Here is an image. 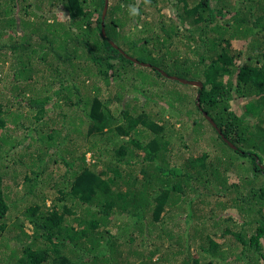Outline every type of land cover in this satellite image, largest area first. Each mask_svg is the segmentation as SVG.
<instances>
[{"label": "trees", "instance_id": "1", "mask_svg": "<svg viewBox=\"0 0 264 264\" xmlns=\"http://www.w3.org/2000/svg\"><path fill=\"white\" fill-rule=\"evenodd\" d=\"M104 6L0 0V264H264V0ZM151 72L186 110L131 105Z\"/></svg>", "mask_w": 264, "mask_h": 264}, {"label": "rangeland", "instance_id": "2", "mask_svg": "<svg viewBox=\"0 0 264 264\" xmlns=\"http://www.w3.org/2000/svg\"><path fill=\"white\" fill-rule=\"evenodd\" d=\"M150 75L155 76V79L152 78L151 81H150L151 84H153L155 82V80H156V76L157 75L155 73H153V72H151ZM172 83L173 82H171V81H167V83H165V85H162L161 87H159L158 84H153L151 86V91L152 92H149L147 95L149 96V98H154V100H146L144 97H139V95H138V97L140 99L139 103H135V102L132 101L131 105H136L135 107H138V106L141 107L142 105H145L144 108L146 109L147 113H149L152 117H155L156 116L155 114L159 113V114H163L164 116H166V118H168L169 113H170V108H171L170 105L172 104L171 101H175V100H179V102H181L180 108L183 109V110H186L187 106H186L184 101H186V99L189 97V95L191 93L190 92L179 93L176 90V86L174 85L175 83L174 84H172ZM131 84L132 83L130 82V85ZM123 94H126V95L135 94V95H137L133 90H130V91L125 92ZM156 94L157 95H164L165 94L167 97L165 99H163V100H159L158 97L156 96ZM127 97L128 96H126L125 100H122L123 104L126 103ZM168 99H170L171 101L168 100ZM192 106H193V104H192ZM192 106L190 108H192ZM175 107L177 108L176 105H175ZM112 108L115 109L114 112H115L116 115H118L117 111L121 108V105L117 106V104L116 105L113 104ZM193 110H192L193 111L192 115L198 116L197 114L194 113L195 109H193ZM187 116H188L187 114L183 115L181 117L182 121L183 120H187V118H188ZM206 130L207 131L205 132V134L201 136L202 140L200 142V150L203 149V150H208V151H216L217 149H215L213 147L214 146L213 143H212L213 141L211 140L212 134L209 131V128H206ZM191 137H192V126H189V127H187V134L185 135V138H187L188 145H193V140H192ZM231 149L234 150L233 148H231ZM87 158L88 159L90 158V154L87 155ZM233 165L238 168L239 164H234L233 163ZM230 172H232V171L230 170ZM231 176H233V179H231V182H233V183L237 182L238 178H237V171L236 170H234V173ZM205 188L206 187H202V189H200L199 193H207L209 188H213V192L214 191L216 192L215 186H211V187H209L206 190H205ZM231 188L234 189L233 186ZM213 192L210 191V193H213ZM221 192H223V191H221ZM239 193H234L233 191L229 190L227 195H225V198H222L221 195H217L216 198H214L212 203L210 204V206L208 208V213H209V209L211 211L210 213L213 214L214 216L219 214V213H221L222 212V206L220 207L217 203H221L222 204V202H223L224 204L227 203L226 208L224 209V212L225 213H230L231 214L230 216L234 220H237L238 222L242 221V220L244 222L251 220L252 219L251 214H250L249 219L244 218L242 216V213L240 212V210L234 205V203L232 201V198L238 196ZM216 204H217V206H216ZM232 215H234V216H232Z\"/></svg>", "mask_w": 264, "mask_h": 264}, {"label": "water", "instance_id": "3", "mask_svg": "<svg viewBox=\"0 0 264 264\" xmlns=\"http://www.w3.org/2000/svg\"><path fill=\"white\" fill-rule=\"evenodd\" d=\"M107 9H108V0H105V6H104V10H103V14H102V17L103 19L105 18L106 16V13H107ZM113 44V43H112ZM114 47L117 48L116 45L113 44ZM127 58L131 59L133 62L135 63H138L140 64L141 66H144V67H151V65L149 64H144V63H140L138 62L136 59H133V58H130L129 56L126 55ZM158 71L164 76L166 77L167 79L169 80H172V81H176V82H179L181 84H184V85H190V86H194V87H198L199 89H202V83L200 81H192V80H187V79H184V78H180V77H177V76H173V75H168L166 72L158 69ZM199 100H200V94H198L197 98H196V101H197V106L199 107L200 106V103H199ZM203 116L206 118V120L210 123V125L215 129L217 130L218 134L221 136L222 140L224 142H227V144L235 149L236 147L230 143L225 137L224 135L222 134V131L218 128L217 124L214 122V120L208 116V114L206 112H203Z\"/></svg>", "mask_w": 264, "mask_h": 264}, {"label": "clouds", "instance_id": "4", "mask_svg": "<svg viewBox=\"0 0 264 264\" xmlns=\"http://www.w3.org/2000/svg\"><path fill=\"white\" fill-rule=\"evenodd\" d=\"M144 3L145 4H149L150 3V0H144ZM130 13L132 15H138V11H137V9L135 7L130 8Z\"/></svg>", "mask_w": 264, "mask_h": 264}]
</instances>
